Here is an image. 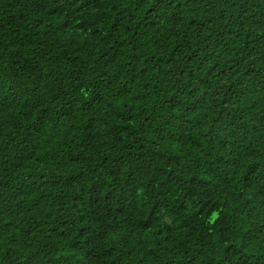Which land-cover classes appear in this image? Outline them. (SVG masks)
Masks as SVG:
<instances>
[{
    "label": "trees",
    "instance_id": "trees-1",
    "mask_svg": "<svg viewBox=\"0 0 264 264\" xmlns=\"http://www.w3.org/2000/svg\"><path fill=\"white\" fill-rule=\"evenodd\" d=\"M0 264H264V0H0Z\"/></svg>",
    "mask_w": 264,
    "mask_h": 264
}]
</instances>
